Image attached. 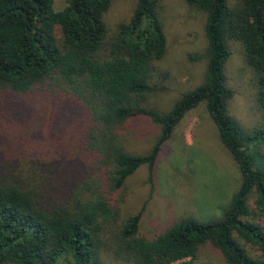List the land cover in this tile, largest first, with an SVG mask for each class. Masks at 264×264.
Instances as JSON below:
<instances>
[{"label":"trees","instance_id":"obj_1","mask_svg":"<svg viewBox=\"0 0 264 264\" xmlns=\"http://www.w3.org/2000/svg\"><path fill=\"white\" fill-rule=\"evenodd\" d=\"M55 1L0 0V264H194L207 244L226 264H264V0H186L206 13L205 80L165 112L147 102L168 49L161 0H134L114 33L115 0ZM234 43L254 74L252 128L230 111ZM200 105L240 188L220 219L189 215L145 236V205L122 217L119 194L142 166L153 182L163 145ZM141 117L158 134L133 152Z\"/></svg>","mask_w":264,"mask_h":264},{"label":"rangeland","instance_id":"obj_2","mask_svg":"<svg viewBox=\"0 0 264 264\" xmlns=\"http://www.w3.org/2000/svg\"><path fill=\"white\" fill-rule=\"evenodd\" d=\"M67 2L56 0L54 7L62 10ZM160 2L168 49L156 62L157 88L147 102L165 112L181 94L205 80L208 39L203 10L186 0ZM133 7L134 0H115L107 14L110 33L130 16ZM232 49L227 64L229 83L235 90L230 111L245 127L252 128L261 120L254 74L245 61L242 46L234 43ZM131 126L130 149L146 152L158 134L157 126L147 117L135 119ZM240 184L239 165L222 143L206 107L200 105L185 115L163 145L153 182H149L144 166L129 178L119 194L120 213L126 217L145 205L141 232L153 237L185 216L192 215L201 221L220 219ZM194 264L226 263L221 252L207 244Z\"/></svg>","mask_w":264,"mask_h":264}]
</instances>
